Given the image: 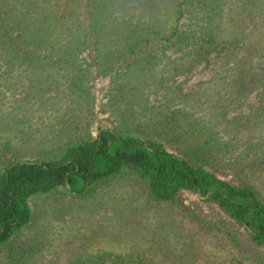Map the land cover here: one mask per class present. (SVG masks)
<instances>
[{"label":"rangeland","instance_id":"obj_1","mask_svg":"<svg viewBox=\"0 0 264 264\" xmlns=\"http://www.w3.org/2000/svg\"><path fill=\"white\" fill-rule=\"evenodd\" d=\"M25 1L0 0V8ZM179 10L186 25L212 21L221 44L207 62L192 63L189 47L148 55L149 64L123 55V30L172 24ZM100 19L99 50L62 53L69 66L1 55L0 172L12 161L58 157L99 128L158 131L171 151L199 155L264 202V0H106ZM29 205L33 220L0 248V264H85L133 251L152 264H264L217 205L192 192L159 202L129 172L83 195L60 189Z\"/></svg>","mask_w":264,"mask_h":264},{"label":"trees","instance_id":"obj_2","mask_svg":"<svg viewBox=\"0 0 264 264\" xmlns=\"http://www.w3.org/2000/svg\"><path fill=\"white\" fill-rule=\"evenodd\" d=\"M25 2L16 8L8 3L0 8V59L3 55L27 65L51 60L56 65L69 66L70 61L62 57V53L90 51L89 48L99 50L98 39L105 28L100 18L104 15L106 0ZM178 13L180 16L175 22L163 27L135 25L123 30V55L136 59L147 56L142 62L149 64L154 63V59L148 55L158 56L169 49L189 47L192 63L207 62L221 44L212 21L206 23L201 19L189 26L183 22L184 12L179 10ZM53 35H58V41L68 46L76 44V47H55L59 43ZM76 67L71 65V68ZM164 124L174 130L168 118ZM167 134L156 131L152 136L129 128H99L95 137L68 145L58 157L7 164L0 172V248L7 246L32 222L31 198L60 189L83 195L129 172L136 175L159 202L176 204L182 192H192L206 203L217 205L264 255V202L256 192L245 184L222 179L199 155L171 151ZM206 145V142L193 143L191 148ZM85 264L152 263L143 254L133 251L130 254L100 253Z\"/></svg>","mask_w":264,"mask_h":264}]
</instances>
